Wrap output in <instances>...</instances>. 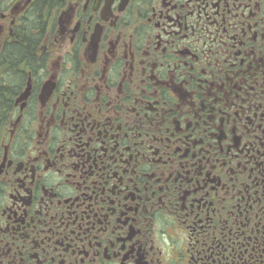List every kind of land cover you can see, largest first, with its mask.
<instances>
[{
  "label": "flooded vegetation",
  "instance_id": "obj_1",
  "mask_svg": "<svg viewBox=\"0 0 264 264\" xmlns=\"http://www.w3.org/2000/svg\"><path fill=\"white\" fill-rule=\"evenodd\" d=\"M38 2L0 0V264H264V0Z\"/></svg>",
  "mask_w": 264,
  "mask_h": 264
},
{
  "label": "trees",
  "instance_id": "obj_2",
  "mask_svg": "<svg viewBox=\"0 0 264 264\" xmlns=\"http://www.w3.org/2000/svg\"><path fill=\"white\" fill-rule=\"evenodd\" d=\"M41 0H39V2H40ZM50 1H52V0H43V3L42 4H44V2H50ZM39 2L37 3V5L40 7V6H42V5H39ZM24 53H25V49H19V51H18V55H16V57L17 58H19L20 56H24Z\"/></svg>",
  "mask_w": 264,
  "mask_h": 264
}]
</instances>
